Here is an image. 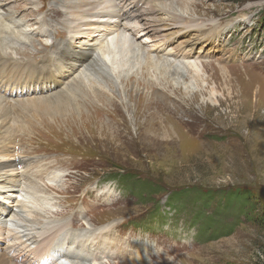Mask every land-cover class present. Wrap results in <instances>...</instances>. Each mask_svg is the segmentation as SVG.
I'll return each mask as SVG.
<instances>
[{"label":"rangeland","instance_id":"374dc122","mask_svg":"<svg viewBox=\"0 0 264 264\" xmlns=\"http://www.w3.org/2000/svg\"><path fill=\"white\" fill-rule=\"evenodd\" d=\"M77 1L0 0V14L9 11L18 22L16 28L7 29L4 16H0V25L5 24L0 26L5 31L1 35L4 50L12 59L21 60V51L39 59L44 54L41 47L50 53L57 39L77 53L96 49L116 77L109 89L86 80L79 69H67L74 63H53L54 57L47 62L55 79L57 73H64L69 81L76 80L70 85L81 84L83 105L68 94L73 103L66 114L32 108L25 110L28 115L21 114L30 127L29 132L17 129L24 139L15 140V145L21 143L17 157L23 163L19 172L13 166L0 171V208H4L0 214L5 223L8 221L5 228H10L0 233V254L11 256L16 245L31 249L36 244L38 234L31 222L39 229L77 214L79 224H71L68 231L87 230L76 240L96 256L87 263L264 264V229L231 205L224 206L221 196L202 209L184 200L185 195L182 204L175 203L174 211L166 205L168 192L157 195L159 206L154 208L138 196L136 186L138 178H145L169 190L248 188L255 194L259 211L262 209L264 0H142L132 8L137 14L132 19L96 17L86 21L75 18L69 8L65 16L60 8L62 2L77 6ZM133 1L125 0L124 5ZM53 9L60 14L51 16ZM174 16H182L184 23L164 25ZM65 18L75 22L66 24ZM224 24L226 30L217 35ZM18 27L28 32L21 40L24 43L11 40L10 33ZM127 27L146 28L148 33L140 31L135 37ZM39 29L47 32L38 33ZM117 32L131 39L141 58H131L122 71L102 52ZM195 34L200 35L196 40L192 38ZM205 35L212 38L202 39ZM172 56L185 64L179 74L169 71L164 75L141 65L145 58L153 62L172 60ZM187 58L196 60L199 68H189ZM33 63L39 64V60ZM3 90L9 91L7 87ZM54 91L60 88L50 89L46 96ZM36 96L29 91L17 98L35 100ZM11 116L23 124L17 114ZM15 145L11 148L18 150ZM33 182L47 194L39 197L50 200L44 211L36 202L31 207L21 204ZM16 209L28 220L22 226L32 239H23L11 229L9 224L17 221ZM194 222L199 225H192ZM203 222L209 223L202 226ZM103 226L107 229L97 234ZM216 228L224 229L218 238L196 240L198 230L204 238L210 235L207 230ZM70 249L76 252L75 244L70 243ZM24 252L15 254L21 253L23 262L35 264Z\"/></svg>","mask_w":264,"mask_h":264},{"label":"bare ground","instance_id":"6f19581e","mask_svg":"<svg viewBox=\"0 0 264 264\" xmlns=\"http://www.w3.org/2000/svg\"><path fill=\"white\" fill-rule=\"evenodd\" d=\"M79 1L80 3L77 6L73 4H66L63 2L61 3L60 8L62 7L61 10L64 13H66L65 16L67 15L68 8L75 18L77 17L82 18L85 21L93 20L96 17L106 18V20L109 19L112 20L113 18H116V20H122L126 18L132 19L133 16L135 17L137 16V14L133 10L127 8V5L121 4L123 0H79ZM79 1H77L76 3H78ZM28 2L29 4L31 3V1H27L26 4H28ZM8 13L11 12L5 11L4 13L3 12L1 13L4 16L5 19L4 21L7 22L6 28L7 29L16 28L18 22L14 20L11 14ZM59 14L60 12L58 10L56 11V9H53L52 13H50L51 16H57ZM172 18L174 19L171 20V22L168 21L164 23V25H170L172 23L173 24L184 23L182 22L183 19L182 16H177V17L174 16ZM0 21H2L1 18ZM73 22H75V19L65 18L66 24L70 25ZM4 25L5 24L3 23L0 26L3 27ZM138 26L143 27L141 25ZM184 26H186V28H190V26L188 25H184ZM39 27L40 26H38L37 28ZM193 27H197L199 31L202 30L201 27L197 25H194ZM126 30H128L130 34L135 37L140 31L145 33L144 35L148 33V30L146 28H142V30H139L134 27H127ZM224 30H226V28H224ZM46 32L47 31H42L41 29H39L38 31V33L41 34ZM3 33H5L4 28L0 27V158H2L0 160V171L6 170L11 166L15 167V171H17L18 170L17 168L23 163V161L17 157L18 154L21 153L20 150L21 143L15 145L16 142L15 140L17 139V142L18 141L23 142L24 140L23 137L20 136V134L19 135L17 134L18 132L17 129L23 128V130H27L29 132V128H30L22 120L23 118H21L22 117L21 114L28 115L25 112V110H30V108L34 109L35 112L41 110L45 113L55 114L57 112L60 113L62 112L63 114H66L69 111H71L70 106L71 103L73 102L70 101V98L75 100L78 105H83L82 104L83 101L81 99L83 91L82 89L79 90V85L81 84L75 83L70 85L71 82L74 83L76 80L73 79L72 81H69L68 77H65L67 74L65 75L64 73L61 75L57 73L58 78L55 79V72L52 73V71L48 67H46L47 62L53 59L52 57L55 58L53 59V63L54 60L55 62L60 61L65 66L72 65L74 63L73 67H68L67 69L73 71L79 69L80 71L79 75L84 77L86 80L96 81L99 85H103L109 89H110V85L115 83L116 77L114 76V73L109 68L107 63H105V61L100 57L96 49L92 48V50L90 51L77 53L75 50H73V48L69 44H66L63 41L57 42V39L56 42H54L51 45L50 53H47L48 50L47 47H43V46L41 47L42 49L39 51L44 50V54L39 59L35 58L34 55H31L25 51H21L23 52L22 54L23 56L21 60L12 59L10 56L6 54L4 50L3 41L5 39L1 37ZM11 33L13 35H11ZM11 33H10L11 40H15L16 43L19 42L24 43L21 40H24V38H26L28 32L26 31V29H22L18 27L17 29L12 30ZM199 36L195 34V37L192 38L196 40L199 38ZM205 36H206L205 38H208L207 35ZM129 39L130 38L118 34L117 32L114 37H111L109 40L106 41V44L104 46L105 49H103L102 51L103 55L104 56L106 55L109 58H111V60L118 65L116 68H119L121 71L122 68L129 62V60H131V58L136 57L137 59H141L139 58L140 56L138 57V54L136 53L130 41L131 39L130 40ZM170 53L171 52L167 54L171 55ZM175 56L174 57L172 56L173 57L172 60L166 57L167 58L166 60L153 61V62H150L148 61L147 58H145L144 61L141 63V65L146 66V68L150 67L154 70H158L160 74H162L160 72L162 71L164 75H166L167 72L169 71L175 74H179L180 73L179 69L182 66H185V64L183 62L177 61V58H175ZM24 58H27L29 60L27 62H24L25 61ZM33 60L35 61L39 60V64L38 63L34 64ZM167 60L172 61V63H175L176 65L175 64L172 65V63H169ZM185 61L187 65L190 66L189 68L191 67L199 68V64L196 60H191V58H187L185 59ZM62 75L63 77H61ZM2 87L5 88L7 87L9 91L8 92L4 90L2 91ZM56 87L60 88L59 92L54 91L49 96H46L47 91ZM29 91L31 94L33 93L38 95L36 96V98H34L35 100H30V99L24 100L22 98H17L18 96L21 97V95H25L26 93L28 94ZM68 94H70L71 96L70 98ZM13 114H17L23 121V124L17 123L15 117L11 116ZM2 116L4 119L1 118ZM71 116L73 117L74 114H71ZM8 123L11 124L12 127L7 125ZM4 126L5 128L15 127L16 130L5 131L3 128ZM33 135L32 138H34ZM12 145H15V147L18 146V150L11 148L13 147ZM12 181L14 182V180ZM12 181L9 180V183L12 184L13 183ZM29 186L30 189L28 188L25 192L26 195V199L24 201L25 203L22 202L21 204H26L27 206L31 207L30 204L36 202L38 203V209L39 210L43 209L44 211V206H46L50 202V200L47 197L44 198L39 196L41 194H46V193L41 189V187L38 184H35L34 182ZM49 197L51 198V196ZM22 207L23 209L26 208V206L24 205ZM1 209L2 211H4V208H0V211ZM18 209H21V206ZM18 209L14 210V214L17 218V221L9 225H12L13 227L11 228L12 230L17 231V233H21L19 234L21 235V238L29 240L31 238L30 233L27 232V229H25L24 226H22V223L28 220H26V218L25 219L23 218L22 212L17 211ZM1 216L2 214H0V233L5 232L6 230L10 231L9 227L8 229L5 228V225L8 223L7 219L5 223L4 222L5 216L3 217ZM41 217L45 218L44 215H41ZM79 221L80 218L76 214L70 220L62 218V219H57V221H50L48 222L49 225L41 226L39 229L34 226V222H31L30 227L34 228L35 233L38 234V238H36L35 240L36 244L34 245V247H32L31 249H26V246L16 245L15 247H13L12 250L14 251L13 255L7 256L8 253L0 254V264H28L25 263V261L23 262L19 260L20 254H15L19 250L21 251L25 250V252H28L31 255V258H34V260L36 261H44V262L48 261V263L52 261H59L61 262L60 264H91L87 262L96 258L95 254H91L89 250H85L84 245L81 241H76L81 237V234L86 233L87 230L78 231L77 234L68 231V228L70 227L71 224H79ZM103 229L105 231L107 227L103 226L102 229H97V234L99 233V231ZM104 238L103 240H106V238L105 239ZM70 243L71 246L75 244L76 252L72 251L71 249L67 250ZM103 248H105L104 243L101 244V249Z\"/></svg>","mask_w":264,"mask_h":264},{"label":"trees","instance_id":"16d2710c","mask_svg":"<svg viewBox=\"0 0 264 264\" xmlns=\"http://www.w3.org/2000/svg\"><path fill=\"white\" fill-rule=\"evenodd\" d=\"M137 186V192L138 196H140L141 199L145 200L146 202L153 203V207L156 208L159 206V199L157 198V195L165 194L167 193V199H166V205L169 206V208L176 211L175 203L179 204L183 202V198L185 195L184 200H189L193 202L195 205H198L199 208H206L207 204L214 198H219L225 201L224 206L231 205L232 207L236 208L239 212L244 213L246 216H250L249 220L251 223L258 225L259 227H262L264 229V206H262V209L259 211V208L257 206V202L255 200V194L251 189L248 188H242V187H229V188H219V189H207L203 190L201 188H181L178 190H169L165 189V187L151 179H145L141 178L137 179L136 181ZM155 196L156 198H154ZM219 196V197H218ZM179 211H180V207ZM195 220H192V222ZM209 222H203L201 225L206 224ZM211 223V222H210ZM212 224V223H211ZM192 225H199L195 222L192 223ZM223 228L221 229H215L210 230L206 232V234L209 232L210 235L208 237L203 236L204 238H200L202 234L198 230V234H196V240H207V239H214L221 236L224 232ZM205 231V230H204ZM203 231V232H204ZM200 232V233H199ZM205 234V235H206Z\"/></svg>","mask_w":264,"mask_h":264}]
</instances>
